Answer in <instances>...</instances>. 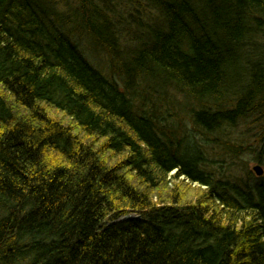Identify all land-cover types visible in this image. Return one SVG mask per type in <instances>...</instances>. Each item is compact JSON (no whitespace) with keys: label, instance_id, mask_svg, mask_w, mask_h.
I'll use <instances>...</instances> for the list:
<instances>
[{"label":"trees","instance_id":"16d2710c","mask_svg":"<svg viewBox=\"0 0 264 264\" xmlns=\"http://www.w3.org/2000/svg\"><path fill=\"white\" fill-rule=\"evenodd\" d=\"M249 119L264 0H0V264H264Z\"/></svg>","mask_w":264,"mask_h":264},{"label":"rangeland","instance_id":"374dc122","mask_svg":"<svg viewBox=\"0 0 264 264\" xmlns=\"http://www.w3.org/2000/svg\"><path fill=\"white\" fill-rule=\"evenodd\" d=\"M85 54H88L93 62L99 61L101 64H103L102 56L97 57L94 53H92L90 56L88 52H85ZM238 124L237 127L232 130L231 137L236 140L235 142L241 144L244 148L247 149L245 153L240 156V159L232 161L233 170L238 176L244 175L245 170L251 172L253 175L252 182L258 183L259 177L255 176L252 168L255 165H260L264 171L262 161L261 163H258L256 158L257 152L259 150H264V133L259 129V124L252 119H249V121L245 123H241L239 125ZM227 166H230V162Z\"/></svg>","mask_w":264,"mask_h":264},{"label":"water","instance_id":"95a60500","mask_svg":"<svg viewBox=\"0 0 264 264\" xmlns=\"http://www.w3.org/2000/svg\"><path fill=\"white\" fill-rule=\"evenodd\" d=\"M252 171H253V173L255 174V176H257V177H260V176H262V174H263V169H262V167L260 166V165H255L253 168H252Z\"/></svg>","mask_w":264,"mask_h":264}]
</instances>
